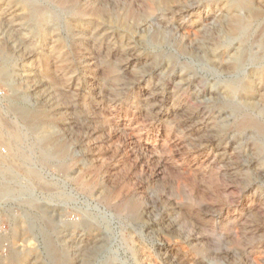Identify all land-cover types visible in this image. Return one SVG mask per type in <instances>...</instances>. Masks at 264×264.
Masks as SVG:
<instances>
[{"label": "rangeland", "instance_id": "1", "mask_svg": "<svg viewBox=\"0 0 264 264\" xmlns=\"http://www.w3.org/2000/svg\"><path fill=\"white\" fill-rule=\"evenodd\" d=\"M2 148L0 264H264V0H0Z\"/></svg>", "mask_w": 264, "mask_h": 264}, {"label": "bare ground", "instance_id": "2", "mask_svg": "<svg viewBox=\"0 0 264 264\" xmlns=\"http://www.w3.org/2000/svg\"><path fill=\"white\" fill-rule=\"evenodd\" d=\"M8 135V134H7ZM18 136V135H17ZM17 136H13V138L12 139H15L16 140V138H18ZM8 137V136H7ZM9 138H11V136L9 137ZM20 139V138H19ZM17 152H19V151H17ZM26 168V167H25ZM6 170H10V168L9 167H7V169ZM25 172V174H27V173H29L30 174V172H32L30 169H27L26 168V170L24 171ZM33 173V172H32Z\"/></svg>", "mask_w": 264, "mask_h": 264}, {"label": "built area", "instance_id": "3", "mask_svg": "<svg viewBox=\"0 0 264 264\" xmlns=\"http://www.w3.org/2000/svg\"><path fill=\"white\" fill-rule=\"evenodd\" d=\"M0 152H1L2 154H5V149H3V148L0 149ZM3 228H4V227H2V223L0 222V233L5 232Z\"/></svg>", "mask_w": 264, "mask_h": 264}]
</instances>
